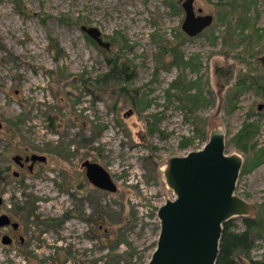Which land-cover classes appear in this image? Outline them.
Segmentation results:
<instances>
[{"label":"rangeland","instance_id":"1","mask_svg":"<svg viewBox=\"0 0 264 264\" xmlns=\"http://www.w3.org/2000/svg\"><path fill=\"white\" fill-rule=\"evenodd\" d=\"M217 3L195 0L215 21L189 38L179 0H0V215L20 224L0 229V264H148L158 211L174 199L166 162L202 149L218 127L226 153L244 159L236 193L264 219V0L244 2L231 26ZM112 55L133 80L96 83ZM184 87L203 97L194 112ZM246 124L256 135L243 140ZM32 154L48 159L32 174L13 161ZM86 160L110 172L116 193L88 182ZM244 258L264 262V237Z\"/></svg>","mask_w":264,"mask_h":264},{"label":"water","instance_id":"2","mask_svg":"<svg viewBox=\"0 0 264 264\" xmlns=\"http://www.w3.org/2000/svg\"><path fill=\"white\" fill-rule=\"evenodd\" d=\"M179 2L185 12L181 29L189 38L200 36L214 24V15H205L201 8L196 10L195 0ZM82 30L99 47L111 50V43L105 42L97 29L82 27ZM226 150L227 135L218 127L211 131L202 149L166 162L163 178L174 199L167 200L158 211L160 234L148 264H217L225 224L235 218H250L253 205L236 193L244 159L239 154L228 155ZM23 160L20 155L13 158L21 166ZM25 162L31 163L32 170L37 162L46 164L48 159L33 154ZM83 168L93 187L112 194L118 191L110 172L101 164L87 160ZM8 226L19 228L7 215H0V229ZM2 242L12 244L7 235Z\"/></svg>","mask_w":264,"mask_h":264},{"label":"trees","instance_id":"3","mask_svg":"<svg viewBox=\"0 0 264 264\" xmlns=\"http://www.w3.org/2000/svg\"><path fill=\"white\" fill-rule=\"evenodd\" d=\"M254 0H217V6L220 8H228L229 11L227 12V20L228 24L231 26V23L234 20V15L237 11L242 9V4L245 2L244 6H248L250 2L252 3ZM240 12V11H239ZM185 36V35H184ZM178 38H182L183 35H177ZM94 41V40H93ZM55 44L54 42H52ZM56 50H59V46L55 45ZM175 52V48H173ZM107 63L110 68V71L104 74L96 83H99L103 86L110 84L114 80L123 81L124 83H128L135 77L134 72H131V64L125 60H123L120 56L107 57ZM182 82H178V85H183L185 80H181ZM178 87V86H177ZM188 87V84L185 86ZM183 90V94L185 97L183 101H186L187 107H189L190 112H194L198 109L199 104L202 102V95H191L188 94V90ZM180 88V87H178ZM124 94H129L128 89L122 88ZM121 91V92H122ZM182 98V97H181ZM52 121V120H51ZM53 126V125H52ZM256 129L253 127L251 128L249 124L245 125V128L240 133V138L245 140V138L255 137ZM203 138H206L204 136ZM86 143V142H85ZM184 145H188V141L184 142ZM23 211V209H19L18 212ZM243 224L245 226L244 231L236 232L234 231V226L230 223L225 224L221 247H220V255L217 261V264H239L240 260H245L244 256L250 253L254 241L257 238L264 237V219L261 215L258 214L256 218H246L242 219ZM111 239V236L108 235V240ZM119 245V243L117 244ZM70 255V253H68ZM122 258V256H117V259ZM115 260V259H114ZM44 263V262H43ZM112 263V262H111ZM119 263V262H118ZM251 264H264V262L260 261H251Z\"/></svg>","mask_w":264,"mask_h":264},{"label":"flooded vegetation","instance_id":"4","mask_svg":"<svg viewBox=\"0 0 264 264\" xmlns=\"http://www.w3.org/2000/svg\"><path fill=\"white\" fill-rule=\"evenodd\" d=\"M33 155V154H32ZM27 156H31V155H26L25 157H23L24 158V160L22 161V164H23V166H21V165H19V164H16L21 170H25L26 168L29 170V172L32 174V173H34V169H35V166L37 165V164H42V165H46V164H44V163H39V162H37L35 165H34V167H33V169L31 170L29 167L31 166V163H26L25 162V158L27 157ZM87 161V160H86ZM85 162V161H84ZM83 162V163H84ZM92 162V161H91ZM83 163H82V165H81V168H82V170L85 172V176H86V178H87V174H86V169L85 168H83ZM96 163V162H95ZM14 175V174H13ZM14 177L15 178H20L21 177V173H19V175L18 176H15L14 175ZM88 180V179H87ZM89 182V181H88ZM97 189V188H96ZM3 215H7V214H3ZM9 218H10V220H11V223L13 224V223H17V222H14L13 221V219L9 216V215H7ZM19 224V223H18ZM6 228H12L13 230H14V232H18L19 231V229H20V224H19V228L18 229H14L12 226H8V227H6ZM5 229V228H4ZM10 237V236H9ZM11 238V237H10ZM11 240H12V243H13V239L11 238ZM21 240L23 241V239L21 238Z\"/></svg>","mask_w":264,"mask_h":264}]
</instances>
